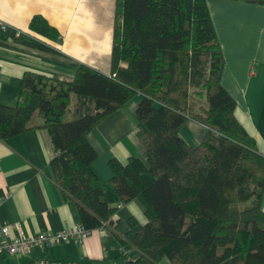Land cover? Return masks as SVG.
I'll list each match as a JSON object with an SVG mask.
<instances>
[{
    "label": "trees",
    "instance_id": "trees-1",
    "mask_svg": "<svg viewBox=\"0 0 264 264\" xmlns=\"http://www.w3.org/2000/svg\"><path fill=\"white\" fill-rule=\"evenodd\" d=\"M29 27L57 37L41 17ZM223 66L208 0H115L109 72L84 64L71 78L25 71L16 104H0V140L40 116L54 182L89 230L139 199L146 221L128 219L125 238L138 256L126 264H264V156L234 115ZM138 95L143 151L125 163L110 158L103 182L87 134ZM189 119L206 128L194 146L179 131Z\"/></svg>",
    "mask_w": 264,
    "mask_h": 264
},
{
    "label": "crops",
    "instance_id": "crops-1",
    "mask_svg": "<svg viewBox=\"0 0 264 264\" xmlns=\"http://www.w3.org/2000/svg\"><path fill=\"white\" fill-rule=\"evenodd\" d=\"M224 66L221 84L235 100L234 115L264 156V5L236 0H208ZM115 0H0V104L13 106L27 70L71 78L79 64L102 73L110 70ZM242 10V11H241ZM43 18L56 32L45 37L29 27ZM4 26V28H2ZM140 96L125 103L87 134L97 152L92 167L108 182L110 158L125 163L141 155L134 110ZM28 129L0 140L1 227L10 237L15 223L29 235L56 232L80 222L76 203L65 198L50 169L55 155L49 133L34 114ZM205 126L187 120L180 135L197 145ZM264 211V190L261 200ZM144 224V206L134 198L118 206L81 242L64 241L36 247L27 255L0 253V264H28L40 258L75 264H126L137 250L125 238L128 219Z\"/></svg>",
    "mask_w": 264,
    "mask_h": 264
},
{
    "label": "built area",
    "instance_id": "built-area-1",
    "mask_svg": "<svg viewBox=\"0 0 264 264\" xmlns=\"http://www.w3.org/2000/svg\"><path fill=\"white\" fill-rule=\"evenodd\" d=\"M4 28V26H2ZM16 230V235L10 237L9 230L6 226L1 227L3 239L0 241V253H6L9 256L27 255L36 247L44 245H56L58 243L73 240L75 242L83 241L90 230L82 223L73 227H67L56 232H41L36 235L26 234L18 223L13 225ZM28 264H75L73 262H58L40 258Z\"/></svg>",
    "mask_w": 264,
    "mask_h": 264
},
{
    "label": "rangeland",
    "instance_id": "rangeland-1",
    "mask_svg": "<svg viewBox=\"0 0 264 264\" xmlns=\"http://www.w3.org/2000/svg\"><path fill=\"white\" fill-rule=\"evenodd\" d=\"M242 11V10H241ZM189 120H192V119H189ZM164 262V264L166 263L167 264V262L166 261H163Z\"/></svg>",
    "mask_w": 264,
    "mask_h": 264
}]
</instances>
